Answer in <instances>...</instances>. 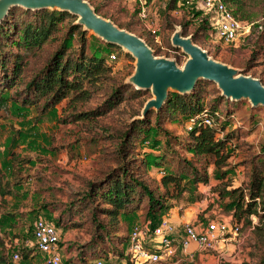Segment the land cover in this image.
Returning a JSON list of instances; mask_svg holds the SVG:
<instances>
[{
    "label": "rangeland",
    "instance_id": "rangeland-1",
    "mask_svg": "<svg viewBox=\"0 0 264 264\" xmlns=\"http://www.w3.org/2000/svg\"><path fill=\"white\" fill-rule=\"evenodd\" d=\"M88 1L94 8H98L100 15L147 40L158 56L172 58L180 66L184 63L188 54L171 42L174 29L180 26L182 34L191 35L193 41L212 57L238 67L239 72L259 77L264 83V53L253 57V52L250 51L252 41L247 42L245 39L248 32H241L235 40L225 41L216 35L213 25L199 28L200 21L194 18L192 12L199 10L202 14L212 16L200 0H178L180 6L174 8H169L170 0H149L146 3L147 15L143 18L138 14V3L133 0ZM23 9L26 8L14 6L13 15L5 25H0L3 30L9 31L7 38L2 37L0 48L5 55L3 63L0 56V85L5 83V76L9 75L17 49L9 45L15 33L13 23L21 17L29 16L22 12ZM257 16L253 14L252 18ZM71 22L76 23L75 15L62 22L60 30L35 56L28 57L23 72L28 75L42 66ZM150 23L156 29L155 32L149 29ZM79 25L85 32L86 52L92 47L89 42L96 47L99 41H105L93 31L85 29L82 24ZM92 35L98 37V40L93 39ZM79 48V35L75 33L73 51L78 53ZM98 48L104 50L102 47ZM110 52L116 54L114 60H108L112 66L111 76L97 82L87 99H78L68 105L69 97H66L54 107L40 112L33 105L23 102L20 97L17 102H9V116H4L3 112L0 114V166L5 178L13 179V167L20 176V182L13 183L12 191L6 197L7 202L0 204V229L2 228L6 241L11 242L15 236L20 238L18 246L9 251V262L27 264L22 254L27 253L28 247L22 246V239L27 237L33 240V222L38 216H42L62 227H58L61 233V264H94L93 256L97 253L104 258V264H123L126 256L121 238L108 237L107 242L102 243L96 233L97 229L105 228L103 221L108 217L99 211L101 207H109L110 204L95 194V186L99 185L102 192L116 178L120 181L124 178L121 173L124 167L128 170L127 177L128 174L139 173V177L146 182L147 171L145 172L142 157H147L148 166L152 169L147 185L153 196H159L158 201H162L167 207L148 214L147 202H150L147 201L148 195H145L142 203L139 202L140 208L120 214L128 232L133 223L153 216L156 219L166 212H169V216L175 213L179 217L177 224L204 223L208 219L219 218L228 224V231L229 225L237 221L241 225L240 230L236 234L227 232L215 248L194 249L188 254L177 247L171 255L165 256L163 264L259 263L264 255V216L260 218L262 213L259 210V215L252 213L249 216L250 221L244 216L236 219L231 199L223 191L240 185L245 187L244 191L247 193L253 168L264 172V105H252L247 98L232 99L222 95L221 89L213 80L200 78L196 82L206 106L220 96L217 102L221 113L219 119L225 122L226 131H232L235 135L227 143L231 153L226 164L221 167V170L226 167L229 170L220 177V173H215L211 155L204 158L192 156L186 151L187 128L181 118L178 120L180 123H177L178 117H185L176 113V118L168 110L162 111L160 117L155 116L157 109L151 108L148 121L140 122L139 119L145 115L142 113L143 105L152 96L151 89L138 88L127 80L135 67V57L130 52L118 45L111 47ZM247 59L252 60L251 68L243 66ZM116 87H120L121 98L113 107L99 115L78 120L72 116V112L102 107L104 100ZM156 123L161 127L160 133L168 130L173 135L158 138L153 126L144 130L148 125ZM127 130L130 131L126 133ZM178 136L182 139H178ZM158 156L162 163L157 165L165 167L166 171H175L180 157L182 160L192 161L199 169L207 168L209 180L206 183H195L187 181L186 177L181 181V188H173V184L169 183V190L166 192L164 186L150 179L155 177L152 175H159V166L153 164ZM92 183L96 185L92 186ZM90 187L92 194L87 196ZM77 197H80L79 206L74 205ZM83 197H86L84 204ZM94 207L96 210H93ZM99 222L102 225L99 226ZM31 249L37 251L35 246ZM15 252L20 253V257L14 258ZM44 261L41 256L36 264H49L47 261L42 263Z\"/></svg>",
    "mask_w": 264,
    "mask_h": 264
},
{
    "label": "trees",
    "instance_id": "trees-1",
    "mask_svg": "<svg viewBox=\"0 0 264 264\" xmlns=\"http://www.w3.org/2000/svg\"><path fill=\"white\" fill-rule=\"evenodd\" d=\"M185 1V0H181ZM232 10L235 17L242 21L250 23V30L246 34V41L251 42L250 51L253 52V57L264 53V0H224ZM149 0H146V3ZM180 6L178 0H170L169 8ZM14 7H11L7 14L0 20V25H5L8 19L13 15ZM95 10L99 12L95 6ZM22 12L28 13V17H21L18 21L13 23L15 29L14 37L9 41L10 46H15L17 49L14 53L13 63L9 70V75L5 76V83L0 85V114L4 113V116H9L10 105L9 102L21 100L27 104L33 105L38 108L40 112H44L51 107H54L63 98H68V105L78 99H87L93 90V86L99 81L110 78L112 73V66L108 62L110 56L111 47L115 44L108 43L106 41H99V44L95 46L94 43L89 42L92 47L89 52H86V37L85 32L82 31L81 26L77 23L71 22L69 27L65 30L62 37L58 41L55 48L51 51L50 55L45 59L42 66L28 75L23 72V66L27 62L28 57L35 56L40 48L44 46L46 42L51 40L56 32L61 28L62 22L66 18L72 17L71 13L67 10H61L58 8L43 7L38 9H23ZM253 14L258 16L252 18ZM194 18H198L200 21L199 28H209L212 26L211 18L207 13L202 14L199 10L192 12ZM16 19V17H15ZM14 19V20H15ZM0 48L2 47V37H8L9 31L3 30V26L0 27ZM79 35L80 48L78 53L73 51L74 34ZM93 39L98 37L92 35ZM147 41V40H146ZM104 48L102 50L101 48ZM11 49H7V51ZM6 52V51H5ZM14 52V51H13ZM4 51L0 49L1 62H5ZM114 60V59H111ZM252 60L247 59L244 63L245 66L250 67ZM255 62V61H254ZM30 92V93H29ZM71 95L69 96V94ZM121 98L120 87H116L111 90V93L104 100V103L98 109H92L88 111L72 112V116L78 120L80 118H86L93 115H99L106 109L113 107ZM220 96H217L215 100L209 105L202 101V94L196 85L184 93L169 92L164 104L155 111V116H159L162 111L168 110L174 113V116L180 114L185 117H178L177 123H180V118L187 128V148L186 151L190 152L192 156H212V163L214 164L215 173H220L219 176H224L229 170V167L221 170V167L226 164V160L229 157L231 150L228 149L227 143H230L232 137L235 135L232 131H226V124L219 119L221 116L219 110V104H217ZM151 109H149L143 117L139 120L142 123L148 121ZM228 112V111H227ZM158 117V118H159ZM174 117V118H175ZM210 118V123L205 122V118ZM190 121V122H189ZM159 122V119L157 123ZM189 122V123H188ZM148 125L144 130H148L153 126L156 128V136L162 138L164 136H171V132L164 130L160 133L161 127L158 124ZM153 124V123H151ZM169 129V128H168ZM130 130H127L128 133ZM162 131V130H161ZM146 135V134H145ZM173 135V134H172ZM178 139L182 137L178 136ZM125 140V139H124ZM156 141V140H154ZM180 142V141H179ZM166 144V143H165ZM162 156V155H161ZM146 174V182H143L139 173H132L126 175L127 167L122 168L123 179L116 178L108 186H106L102 192L99 190V185L92 183L95 186V194L102 200L109 203V207H101L100 213L107 215V219L104 222L105 228L97 229L96 233L99 234V240L103 243L107 242V238L118 237L121 238V243H126L128 240V229L124 226V222L120 218V214L124 211H134L140 208L145 195H148L147 213L154 214L161 211L166 205H163L162 201H158L159 196L154 197L152 190L148 187V176L152 169L148 166V158L142 157ZM191 159V157H190ZM154 165L162 163L161 157L154 159ZM178 163H176L177 169L175 171H166V168L159 166L157 172L159 175H152V181L157 184H161L165 187L166 192L169 190V183L173 184V188H181V181L186 177L187 181L191 180L196 182L206 183L209 180V173L207 168L199 169L192 161L182 160L179 157ZM189 163V164H188ZM12 178H5L3 169L0 166V204L7 202V195L11 193L13 183L20 182L19 172L13 167ZM135 174V175H134ZM151 176V175H150ZM159 180V182H158ZM226 185V184H225ZM140 188V189H139ZM247 193H245V187L240 185L224 189L223 193H226L231 199V205L234 209V215L236 219H241L244 216L250 221L249 216L254 213L258 214L260 210V218L264 216V172L261 169L253 168L250 176ZM91 187L87 196L92 193ZM134 191V193H133ZM135 193L137 195H135ZM86 194V193H82ZM248 196V199H245ZM86 197H83V201ZM80 199V197H79ZM77 197L74 200V205L79 206L80 201ZM84 204V203H83ZM96 210V207L93 208ZM162 215V214H161ZM153 216L151 221L156 222ZM58 227L60 224L55 222ZM102 225L101 222L98 224ZM62 228V227H61ZM117 241V240H116ZM27 253L23 252L22 256L27 257ZM96 250V249H95ZM93 250V251H95ZM92 252V251H91ZM20 254V253H19ZM9 250L6 244V239L3 232L0 230V264H11L8 260ZM100 256L97 253L93 256L95 260ZM65 264H69L65 262ZM96 264V263H94ZM264 264V255L259 259V263Z\"/></svg>",
    "mask_w": 264,
    "mask_h": 264
},
{
    "label": "water",
    "instance_id": "water-1",
    "mask_svg": "<svg viewBox=\"0 0 264 264\" xmlns=\"http://www.w3.org/2000/svg\"><path fill=\"white\" fill-rule=\"evenodd\" d=\"M17 5L28 9L67 10L76 16V23L130 52L135 57V67L127 80L152 92L143 105V114L151 108L159 109L169 92L190 91L200 78L215 81L222 95L247 98L252 105H264V83L259 77L239 72L238 67L215 59L191 35L182 34L180 26L174 29L171 42L188 54L181 66L172 58L156 55L141 36L100 15L88 0H0V20Z\"/></svg>",
    "mask_w": 264,
    "mask_h": 264
},
{
    "label": "built area",
    "instance_id": "built-area-1",
    "mask_svg": "<svg viewBox=\"0 0 264 264\" xmlns=\"http://www.w3.org/2000/svg\"><path fill=\"white\" fill-rule=\"evenodd\" d=\"M133 1L138 3L140 17H146V0ZM200 1L212 13L211 24L220 39L232 41L237 39L241 32H249L250 23L235 17L224 0ZM152 25L149 24V29L155 32L156 29ZM109 56L110 59L116 58L115 52H110ZM205 122L210 123V118H205ZM240 228V223L234 221L229 225L228 231V224L219 218L208 219L204 223L181 224L175 223L168 213L162 214L154 223L146 218L131 225L123 264H163L165 256L171 255L177 247L188 254L194 249L215 248L217 242L223 240L227 232L236 234ZM32 235V245L45 254L47 262L61 264V233L56 223L38 216L33 222ZM13 256L18 258L19 253L15 252ZM104 262V258L99 256L95 263Z\"/></svg>",
    "mask_w": 264,
    "mask_h": 264
},
{
    "label": "crops",
    "instance_id": "crops-1",
    "mask_svg": "<svg viewBox=\"0 0 264 264\" xmlns=\"http://www.w3.org/2000/svg\"><path fill=\"white\" fill-rule=\"evenodd\" d=\"M169 210V209H168ZM167 213V212H166ZM169 213V212H168ZM170 216H171V218L173 219V221L174 222H176V223H178L179 222V217L174 213V214H170ZM1 231H2V228L0 229ZM19 240H20V238H19V236H15L13 239H12V241L11 242H8V241H6V244H7V247H8V250L9 251H11V250H13V248L17 245L18 246V244H19ZM22 242H23V247L25 246V247H28V256L27 257H23V259H26L27 260V264H36L37 262H39V259H40V257L42 256L43 258H44V262H42V263H45L47 260H46V256H45V254L43 253V252H41V251H39L38 249H37V251L39 252H37L36 250H33V249H31L32 248V242H33V240H29L27 237L25 238V239H22ZM126 245H127V242L126 243H123L122 244V246L123 247H126ZM124 250H125V248H124ZM19 257H20V254H19ZM122 263H124V260H123V262Z\"/></svg>",
    "mask_w": 264,
    "mask_h": 264
}]
</instances>
